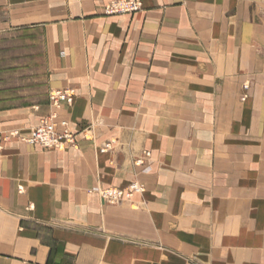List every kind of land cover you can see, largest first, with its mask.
I'll list each match as a JSON object with an SVG mask.
<instances>
[{"label": "crops", "instance_id": "crops-1", "mask_svg": "<svg viewBox=\"0 0 264 264\" xmlns=\"http://www.w3.org/2000/svg\"><path fill=\"white\" fill-rule=\"evenodd\" d=\"M110 1L0 0V264H264V0Z\"/></svg>", "mask_w": 264, "mask_h": 264}, {"label": "built area", "instance_id": "built-area-1", "mask_svg": "<svg viewBox=\"0 0 264 264\" xmlns=\"http://www.w3.org/2000/svg\"><path fill=\"white\" fill-rule=\"evenodd\" d=\"M142 9L141 0H111L104 8L103 14L106 16L113 15H132ZM75 100V90L71 88L51 90L49 93V104L54 112L42 120L39 124L31 130L28 138L22 139L23 142L30 145H37L42 149H52L62 151L66 147L76 149L78 147L75 135L70 131L69 124L66 121L59 123L62 131L56 130L57 111L63 106L71 107ZM17 136V133H10L4 138L8 141L10 138ZM111 143L104 146V150L109 149ZM1 149V147H0ZM147 157L149 153H144ZM136 166L145 165V160L139 159L135 163ZM98 194L101 201L108 205H119L126 201H131L135 195L144 192V186L139 183H132L131 185L123 188H110V189H94Z\"/></svg>", "mask_w": 264, "mask_h": 264}, {"label": "rangeland", "instance_id": "rangeland-1", "mask_svg": "<svg viewBox=\"0 0 264 264\" xmlns=\"http://www.w3.org/2000/svg\"><path fill=\"white\" fill-rule=\"evenodd\" d=\"M142 2V1H141ZM135 14V13H134ZM133 15V14H132ZM113 16H115V15H113ZM22 44H24V43H22ZM3 45L7 48V49H13V48H15V43H12L11 42V40L9 39V38H7L6 40H3ZM14 60V59H13ZM244 99V98H243ZM106 145V144H105ZM104 145V146H105ZM104 150V147L102 148V149H100V151H102V152H104L103 151ZM144 153H148V152H144ZM144 153L142 154L143 156H142V158H140V159H143L144 158V160H145V163H146V160L149 158V156H150V154H149V156H145L144 155ZM139 160V159H138ZM135 163H136V161H135ZM140 184V183H139ZM144 186V185H143ZM126 202H128V201H126ZM124 203V202H123ZM122 204V203H121Z\"/></svg>", "mask_w": 264, "mask_h": 264}]
</instances>
